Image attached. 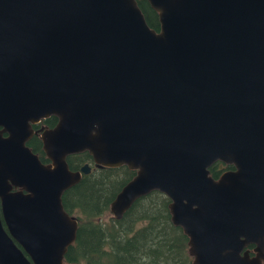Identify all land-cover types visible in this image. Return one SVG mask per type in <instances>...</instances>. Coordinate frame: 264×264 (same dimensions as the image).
<instances>
[{
    "label": "water",
    "instance_id": "water-1",
    "mask_svg": "<svg viewBox=\"0 0 264 264\" xmlns=\"http://www.w3.org/2000/svg\"><path fill=\"white\" fill-rule=\"evenodd\" d=\"M146 1L159 32L135 0H0V264H73L82 152L135 171L115 219L158 191L192 264H264V0Z\"/></svg>",
    "mask_w": 264,
    "mask_h": 264
},
{
    "label": "trees",
    "instance_id": "trees-1",
    "mask_svg": "<svg viewBox=\"0 0 264 264\" xmlns=\"http://www.w3.org/2000/svg\"><path fill=\"white\" fill-rule=\"evenodd\" d=\"M150 29L159 32L158 14L146 0H135ZM57 123L53 116L45 121L49 127ZM41 163H49L41 142L29 145ZM71 171L85 164L91 172L66 190L61 198L63 210L78 223L76 239L68 248L65 263L73 264H192L189 239L174 226L169 210L170 200L153 191L139 198L120 219L110 213V203L121 188L133 179L135 171L126 166L95 168L88 152L66 159ZM229 170L220 162L209 168L213 179ZM254 246H248L251 253Z\"/></svg>",
    "mask_w": 264,
    "mask_h": 264
},
{
    "label": "flooded vegetation",
    "instance_id": "flooded-vegetation-1",
    "mask_svg": "<svg viewBox=\"0 0 264 264\" xmlns=\"http://www.w3.org/2000/svg\"><path fill=\"white\" fill-rule=\"evenodd\" d=\"M53 117V116H51ZM51 117L47 118V119H40L39 121H37L36 123H31L30 124V130L33 131V134L31 136V138H29L27 140V142L25 143V145L32 151L33 153V149L32 147H30L29 145L31 143H36L38 140L41 142V139H40V135H41V131L42 130H47V129H51L53 127H49L48 125L45 124V121L50 119ZM58 121V119H57ZM57 124V123H56ZM4 137H7L8 134H3ZM41 146H42V142H41ZM34 154V153H33ZM36 155V154H35ZM38 157V156H37ZM50 163V162H49ZM49 163H44L45 165L49 164ZM43 164V163H42ZM78 171V170H77ZM13 191H16V190H13Z\"/></svg>",
    "mask_w": 264,
    "mask_h": 264
}]
</instances>
